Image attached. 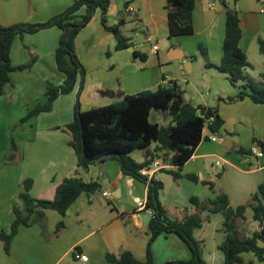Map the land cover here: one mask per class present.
Masks as SVG:
<instances>
[{
	"label": "crops",
	"instance_id": "crops-1",
	"mask_svg": "<svg viewBox=\"0 0 264 264\" xmlns=\"http://www.w3.org/2000/svg\"><path fill=\"white\" fill-rule=\"evenodd\" d=\"M38 1L37 5L34 3ZM75 0H31L24 8H11L8 14L0 12V24L13 26L23 22L43 23L69 8ZM226 0L229 8L239 12L242 39L240 46L251 67L245 70L248 77L259 80L264 73V52L250 57V44L264 32L263 2L258 0ZM135 8L134 15L127 13L125 3ZM217 0H198L193 12V33L169 36L166 0H113L107 13V25L119 26L130 40V46L117 50L113 33L102 23L97 10L89 24L77 35L75 50L85 69L82 90L79 93L81 111L102 107L119 100V95L142 91H156L159 86L177 85L186 102L194 106L216 109L224 122L218 141L205 127L204 136L193 156L182 167L156 158L160 167L149 178L163 183L159 200L172 219L182 220L186 208L194 207L192 197L200 200L214 198L223 192L232 207L245 205L259 186L264 183V157L249 152L254 140L264 142V104L240 96V89L233 86L226 74L215 67H207L199 46L208 54L209 62L218 65L223 56L225 39V9ZM61 31L56 28L42 30L26 38H17L12 46L14 66L37 60L29 71H15L6 93L0 96V120L12 124L26 116L29 109L47 100V83L61 85L65 75L56 66L55 51ZM152 37V41H149ZM263 38H258L259 40ZM147 43L148 47H146ZM157 50H152L154 45ZM146 55L141 60L135 52ZM78 89L61 95L50 112L30 119L23 132L14 133L19 149L15 161H8L5 154L11 147L8 135L0 146V231H9L14 220L13 207L22 206L19 198L24 179L31 178V194L37 199L52 200L57 187L67 177L79 176L85 182H97L100 188L91 195L82 194L69 208L65 217L53 210H46L44 217L34 218L29 227H21L11 243L10 254L0 241V264H111L106 255L130 251L138 260L145 261L149 239L148 224L152 217L145 208L148 187L141 180L124 175L116 159L90 165L87 170L78 167L77 156L69 145L70 132L65 126L74 120ZM230 98L235 100L230 101ZM171 117L153 110L151 117ZM152 121V120H151ZM159 123L158 121H152ZM161 124V123H159ZM3 130V129H2ZM12 136V135H11ZM157 143L151 145V149ZM139 163L145 161L143 152L131 153ZM152 168V165L151 167ZM167 171L179 172L178 180ZM194 175L199 181L189 179ZM205 181L214 183L211 190ZM109 192V198L103 193ZM246 220L240 221L239 230L251 236L260 230L248 208ZM205 222L194 231L197 240L204 243L203 259L207 264H222L219 246L225 240L222 231L224 216L221 213H203ZM63 220L65 228L56 234L57 224ZM263 246V245H262ZM155 264L172 260H189L191 252L175 234L159 236L152 246ZM78 255H86L83 262ZM244 264H264L253 253H243Z\"/></svg>",
	"mask_w": 264,
	"mask_h": 264
},
{
	"label": "trees",
	"instance_id": "trees-1",
	"mask_svg": "<svg viewBox=\"0 0 264 264\" xmlns=\"http://www.w3.org/2000/svg\"><path fill=\"white\" fill-rule=\"evenodd\" d=\"M113 0H75L64 12L43 23L23 22L13 26L0 24V96L6 93V86L11 83V74L15 71H29L37 60V56L22 65L14 66L11 59L12 46L17 38L36 34L53 27L61 31L58 47L55 51L57 69L65 75L61 85L47 83L44 103H38L19 123H26L33 117L53 109L55 101L61 95H69L77 86L78 98L74 120L65 126L70 132L69 145L77 156L78 167L87 170L90 165L103 163L108 159H116L124 175L137 178L148 187V198L145 208L152 217L148 224L149 239L146 245L145 261L138 260L130 251L123 250L118 255L108 253L107 260L111 264H155L152 249L156 239L163 235L175 234L191 252L189 260H172L164 264H207L203 259L204 243L194 236V231L202 227L205 219L203 213H221L224 216L222 231L225 240L219 246L223 254L222 264H244L243 253H253L259 262H264V183L252 195L245 205L232 207L227 194L221 192L214 198L200 200L197 197L190 199L194 211L185 210L182 220L172 219L168 211L159 200V191L163 183L155 178L142 175V170L150 168L156 158L167 161L171 156V163L180 168L193 156L196 148L204 136L206 123L212 134H220L224 122L216 109L204 106H194L185 101L183 92L175 84L159 86L156 91H142L136 94L125 95L107 92L108 95H119V100L106 106L97 107L88 111H81L79 93L82 90L85 78V69L75 50L77 35L89 24L97 10L101 11L102 23L107 31L113 33L117 42V50L130 46V40L125 37L119 26L107 25V13ZM169 20V36H185L193 33V12L198 0H166ZM238 1V0H235ZM264 3V0H258ZM226 14L225 39L223 56L218 65L209 62L205 48L199 46L207 67H215L227 75L231 84L240 89V96H248L257 104H264V73L259 80L247 76L245 70L251 67L247 55L242 50L241 21L239 12L229 8L226 0H221ZM128 2L125 3V8ZM260 50L264 52V39L259 40ZM141 60L146 55L135 52ZM235 100L230 98V101ZM153 110L161 111L171 117V122L164 126L153 123L150 119ZM16 127V126H15ZM255 144L264 151V142L257 139ZM157 143L153 150L151 145ZM141 150L145 161L139 163L131 153ZM241 153L247 154L244 150ZM19 149L14 136L11 137V147L5 154L8 161H15ZM175 180L182 177L179 172L167 171ZM192 181H199L194 175L187 176ZM211 190L213 182H204ZM33 180L24 179L21 184L19 198L22 206H14V220L9 231H0V241L4 250L10 254L11 243L19 233L21 227H29L34 218L44 217L46 210H53L65 217L69 208L82 195H91L97 192L100 185L97 182H85L79 176L65 178L57 187L52 200L37 199L31 194ZM251 208L253 220L258 222L260 230L251 236H245L238 227L240 221L246 220V210ZM65 228L63 220L57 224L56 234ZM263 244V246L260 245ZM252 264V263H250Z\"/></svg>",
	"mask_w": 264,
	"mask_h": 264
},
{
	"label": "rangeland",
	"instance_id": "rangeland-1",
	"mask_svg": "<svg viewBox=\"0 0 264 264\" xmlns=\"http://www.w3.org/2000/svg\"><path fill=\"white\" fill-rule=\"evenodd\" d=\"M229 2L233 3L232 0H229ZM28 4H31V0H0V12H2V14H4V13L8 14V12L11 8H15V7L19 6L22 9ZM37 4H38V1H36L34 3V5H37ZM216 4L218 7H221L224 9V6H223L221 0H217ZM228 6H229V4H228ZM260 7H264V3ZM257 15L264 20V14H257ZM260 37L264 39V32H262L259 36H257V38H255L254 41L250 44V47H249V50H251L250 57L258 55V50H260L258 38H260ZM26 38H29V35H27ZM145 45H146V47H148L147 43H145ZM196 56L201 57L200 51H199L198 55H196ZM35 105H33L32 107H34ZM151 120L152 121H158L159 123H161V125H164V126L168 125L171 122L168 118L163 119V117L160 115H159L158 120H156L155 115H153L151 117ZM4 121H5V123L3 122L2 118H1V120H0V146H2L3 143L5 144V140H4L5 135H8V138L11 140V137H12L11 135H14V133H16V134L21 133V132H23V128H25L23 126V125H25V123L20 124L19 123L20 120L17 121L15 124H12L11 120H4ZM205 133L208 134L209 130L206 129ZM260 245L262 246L263 244L260 243Z\"/></svg>",
	"mask_w": 264,
	"mask_h": 264
},
{
	"label": "built area",
	"instance_id": "built-area-1",
	"mask_svg": "<svg viewBox=\"0 0 264 264\" xmlns=\"http://www.w3.org/2000/svg\"><path fill=\"white\" fill-rule=\"evenodd\" d=\"M126 11H127V13H129L131 15H134L135 12H136L135 8L132 7V6H128L126 8ZM262 12H264V10H262ZM149 41H152V37H149ZM157 49H158V45L157 44L152 47V50H157ZM212 120H213V118L210 119L209 122L206 123L205 127H208V125L210 124V122H212ZM212 140L213 141H218L219 140L216 137V134H214V137L212 138ZM249 153L251 155H256L258 158H263L264 157L263 149L261 148L260 145H257V144L252 146V148L249 150ZM159 167H160L159 163L155 161L153 163V165H152V168H149V169L145 168V169L142 170V175H145V176H148V177L149 176L152 177L155 174V172L159 169ZM103 195H104V197L109 198L111 194L109 192H104ZM78 258L80 260H82L83 262L88 260L86 255H78Z\"/></svg>",
	"mask_w": 264,
	"mask_h": 264
}]
</instances>
